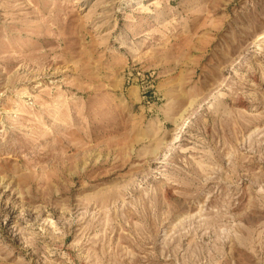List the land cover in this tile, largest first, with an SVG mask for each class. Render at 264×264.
Segmentation results:
<instances>
[{
	"label": "rangeland",
	"instance_id": "obj_1",
	"mask_svg": "<svg viewBox=\"0 0 264 264\" xmlns=\"http://www.w3.org/2000/svg\"><path fill=\"white\" fill-rule=\"evenodd\" d=\"M0 264H264V0H0Z\"/></svg>",
	"mask_w": 264,
	"mask_h": 264
}]
</instances>
